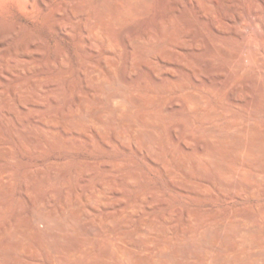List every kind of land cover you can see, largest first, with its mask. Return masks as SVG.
<instances>
[{
    "label": "rangeland",
    "instance_id": "1",
    "mask_svg": "<svg viewBox=\"0 0 264 264\" xmlns=\"http://www.w3.org/2000/svg\"><path fill=\"white\" fill-rule=\"evenodd\" d=\"M172 1L173 0H150L142 4L141 7L139 6L141 9L138 8L139 12L137 10L135 13L133 12V14L131 13L130 15L123 16V21L114 22L113 20H108V24H110L109 27L111 26L110 28H112L111 30L116 36L125 34L124 32H126V39L128 38L127 41H129L128 44L131 48L132 39H134L133 37L137 35L138 32L141 33L144 30L151 32L155 40L151 45L154 43L157 44L160 42L166 28L171 25V22L174 24V31L171 36L175 41L167 40L165 43L161 44L160 47L164 52L161 49V53L158 52L159 54L155 56L150 58L147 57L146 60H143L144 57H142L143 59L139 57L140 60L136 59L134 62L130 63L129 61L127 62L125 50H131L128 44L127 48L118 45L111 49H105L107 46L102 35H99V38H95L84 29L87 25L85 19L89 13V10L87 11L89 7L85 0H50V2L47 0L48 6L46 8L41 6L40 0H0V70L2 71H0V84L3 86L2 89H0L3 91V94H0V99L3 100V98L8 95L13 102H16V100H18V95L13 92V86L20 81H24L27 82L26 87L28 90L25 94L30 97L31 100L43 103V107H36L30 103L28 106L29 111H27L30 115L54 112L58 116H62L61 114H64L70 108L71 111L75 110L76 107L74 104L80 102L81 97L88 100L89 109L100 104L99 99L95 96L98 93V84L93 83L95 81H90L93 80L90 75L92 70L99 73L101 78L105 76L111 78L119 69V72L122 70L125 71L133 80L141 75H145L149 82H153V76L155 75L153 71L154 65L157 66L156 76L158 78L183 74V77L186 79L188 89L172 86L171 89L165 91L167 99H174L176 96L185 94L186 91L197 92L204 98L206 111L224 108L227 118L234 120L236 126L240 125L241 121L239 116L244 115L241 108L230 105L225 100L220 99V96L217 95L216 92L213 93L206 89H199L193 82V78L205 79L211 76L208 68L199 62L200 58L208 57L213 60L217 66H220L222 63H228V60L223 56H211L206 54L207 41L203 36L198 34L195 24H201L205 34L217 40L221 47L238 48V45L220 35L229 33L232 36L234 32L242 33L264 57V50L262 49L258 35V32L264 30V23H262L264 21H256L253 23L247 17H243L234 27L230 22L226 21L222 11L206 10L202 8L200 4L198 5V0H177V4L174 6L173 16H170L168 11L172 6ZM218 1L222 2L223 8L228 10V12L230 11L232 14L235 13L234 15L241 13L245 6L247 9L257 12L264 11V5L262 4L264 0ZM107 2H110V4H107L109 6L111 5V8H118L122 0H108ZM79 4H83V7L81 6V13L77 12L76 14L74 9ZM233 5H235L236 8L231 11L230 6ZM58 12L62 14L58 15ZM200 15L202 18L199 17ZM72 16H74L73 21H71V19L69 20ZM147 21L150 23L146 24L145 22ZM59 23H62V26H59ZM213 23L217 24V31L213 29ZM130 25H137V31H132L133 34L130 31L127 33V29ZM93 41L94 43H92ZM122 52L125 53V55ZM12 53L15 54L19 60L30 62L31 68L20 71L10 58V60H5ZM163 53H166L165 56ZM168 54H170L171 58H167L170 57ZM244 54H248L243 57L242 61L246 73H254L259 70L260 66L253 61L251 56V58L248 57L250 53L247 51ZM163 57L167 60H173V66H165ZM173 57L175 59H173ZM110 58H116V60L120 62L118 69L115 70L114 67H111L109 60L112 59ZM7 65L9 68L11 67L10 74H6V77H4L5 73L3 71L6 70ZM130 65L135 66L131 68ZM150 65H152V67ZM152 74L154 75L152 76ZM220 76L221 74L217 72L212 74L213 79H218ZM35 81H39L43 84V81H45L44 85L46 86V90L43 89L45 91H41L37 93V95H34L35 93L32 90V85H34L33 82ZM58 85L59 87H57ZM238 86L246 88L245 76L238 78L234 85L227 88V91L235 92ZM47 87H50V89ZM118 87L122 90H127L131 96H138L146 92L145 89L137 88L136 86L130 88L120 84ZM53 89L56 90L54 91ZM246 90L249 91V89ZM70 91L74 96L69 95L71 93ZM49 95H57L56 97H60L59 104H52L48 97ZM45 106L47 107L45 108ZM19 110L21 114H23L22 110ZM142 115V112H134V117L136 118H143L144 116ZM247 118L256 126H264V118L249 115ZM178 119L180 118L170 117L167 121L170 124ZM5 121V119L0 118V123L5 126L0 124V133L2 134H0V137L3 141H6V143L4 142V147L11 150L14 158H0V167H2L1 169H5L10 165L11 168L13 167L12 169L15 170H13L14 176L12 175L10 178L3 176L0 171V176L2 177H0V182L6 185L10 184L7 193L3 195V197H5L3 198L1 196V198L3 200H13L11 209L0 214V240L3 238L1 236L2 232L5 228L9 227L8 225H10L17 212H19L20 217L24 220L32 218L30 208L34 200L41 202L45 199L47 201L50 199L49 204L47 203L48 206H46V211H51L63 208L66 195L73 200L78 198L77 200L79 202L84 203L85 198L78 193L76 189L86 190L90 187H96L99 182H107V187H110V189L106 191V198L104 197L99 201L100 203L97 202L95 204L96 211L89 209L83 216L80 218L75 217V220L68 224L65 238L59 240L55 237H50L46 232L44 224L40 223L38 226L39 229L37 228L31 233L29 232L21 236H12V243H15V241L26 243L28 244L27 249L24 252L20 251L11 255L7 253L2 254L0 252V256L5 258V260L12 261L14 260L12 256H16V259L23 261V264H52L51 259H49V256H52L47 243L49 240V243L53 241L61 243L62 247L65 249V244H67V246L70 244H72L71 246H77L79 244L85 246L82 247V250L80 249V251L72 253L62 249L65 254H63L64 260L62 264H75L78 262V264H128L125 259L119 258L113 249L110 250L111 248L108 244V240H106L108 239L107 236L103 238L102 236L94 237L91 233L86 231L84 226L87 224H102L105 229L104 234H112L115 230L140 234L138 235L140 239L149 244L146 247L140 248L136 246L134 241L130 242L132 238H127V241L124 240L125 242L122 241L123 243H121L125 249L130 250L135 255L143 257L151 256L159 247L163 249L162 243L166 239L169 240L170 243H168L166 250L163 251H176V248L180 245L183 235L182 230L184 228L190 229L193 226L199 232L202 231V226L206 223L208 224V226H206V234L208 237H213L218 234L220 222L230 220L244 213L252 214L251 218L243 221L244 227H250L254 224L258 227H264V216L261 215L264 208V173H262L260 181H254L252 179L250 180V177L241 171L242 174H240V172H235L228 177V181L242 184H249L250 182V184L253 185V189H248L245 186L235 190L225 189L217 179H214V181L211 180L214 169L207 159H198V163L200 162L202 164L199 163L203 169H199L200 165L196 166L192 163L190 166L191 169L185 170L180 167L181 160L176 154L172 153L171 150L173 147L169 146L163 139L149 145L144 140L140 141L132 135H129V137L123 138L124 145L118 144L116 141V132L120 124L113 125L114 122L112 120L111 122L109 120V122L107 121L108 128L105 129L104 132V135L106 134V141L110 144L109 147L103 145L99 138L98 130H96V127L91 122H87V124L82 127L88 129V133L94 142H88L81 133L75 131L70 134L71 137H73L71 146L61 141L62 133L60 134V132H58L52 135L40 130L32 123V125L26 123L28 130L34 131L37 134L39 133V135L41 134L40 137L42 141H44V147L42 149H36L26 142L21 143L17 141L13 129L10 128L11 126L6 124ZM213 123L214 121L208 119H196L193 126L196 131L198 128L201 129ZM143 128L144 130L151 129L150 126L144 124ZM59 129H61V127ZM175 130H177L176 133H181L180 129L177 128ZM196 133H198V131H196ZM160 134L163 136V133ZM44 135L49 136L44 137ZM48 137H53V140L57 141L58 144L56 145L52 138L51 140L46 139ZM50 141L52 143H50ZM187 143H189L190 148H193L196 142L193 139H188ZM153 153H157L158 155L163 154V156H165L168 168L175 172V176H177L176 180L180 183L172 181L175 179L170 178L163 172L160 166L154 161ZM224 161L226 163L238 164V161L236 162L230 159H225ZM89 162L99 164L98 176L92 174L88 167L90 164ZM105 162L110 165L122 163L121 166L112 173L113 177L110 180L106 178L108 168L103 166ZM79 163L87 170L84 171L83 176L81 175V177L77 178L76 165ZM56 165L57 169L60 168V170H58L60 171L62 180H60L61 183H59L58 193H51L50 190H48V186L51 184L50 177L52 176L53 168L56 169ZM41 170L44 173L45 184L38 187L40 191L36 186L32 185L33 183L31 181L33 179H30V197L21 196L24 175H30L32 178L38 177L43 174ZM132 170H136L139 173V182L125 185L121 182L119 177ZM67 181L72 185L69 192H67L63 184ZM183 183L191 187L189 186L188 190L183 189L181 188V185L184 186ZM77 185H79L78 188H75ZM125 188L128 189V193L122 194ZM145 188L153 191L155 190L154 192L158 193L157 196H144L142 198L141 207L132 210L129 215L127 213H124L125 216H122L123 214L119 215V206L124 204L127 205L131 199L140 194ZM36 189L37 191H35ZM36 194L39 195L37 196ZM188 209L191 210L192 213H202L206 218V222H194L193 224L191 222L190 224L187 220L186 213ZM107 212H114L119 215L118 218L121 219H118V224H113L114 226L118 225L117 227L112 228L114 226H105V214ZM144 222H151L154 224L150 234H141L139 232L138 228L140 224ZM83 224L84 226L82 227ZM237 225L230 224L228 226V231L223 233L224 235L222 236V242L232 244L231 248L227 247V249L214 250L204 257L197 256L194 250L197 252L200 249L190 244L191 241H197V235L187 240L185 245L183 244L184 248L181 245L185 250L184 252H180V257L177 256L178 261L181 264H210L209 262L211 260L213 261L219 256H226L230 259L235 258L236 264H264V242L260 244L242 245L240 239L241 229L239 225ZM163 228L166 229V231H170L166 232ZM38 232L39 234H37ZM38 235H42L43 238L47 239L46 242L44 241V243H46L45 245L38 241ZM0 242L3 246H7L8 242L6 243V240L4 241L3 239V242L2 240ZM105 250L111 252L112 260L104 257ZM78 254H81V257L78 256ZM253 256H261L263 259L256 261L253 260L254 258L252 259Z\"/></svg>",
    "mask_w": 264,
    "mask_h": 264
},
{
    "label": "bare ground",
    "instance_id": "2",
    "mask_svg": "<svg viewBox=\"0 0 264 264\" xmlns=\"http://www.w3.org/2000/svg\"><path fill=\"white\" fill-rule=\"evenodd\" d=\"M85 1L89 7V9H87V11L89 10L88 11L89 13L87 14L85 19L87 21L85 22L87 23V25L84 23L86 25V26L84 25L85 26L84 29L87 30L89 34L91 36H94L95 38L97 37L99 38V35H102L103 40L107 46L105 47V49L106 48L111 49L112 47L118 45L122 46L123 48H127V46L129 45L128 44L129 41H127L128 38L126 39V35H125L126 32H124L125 34L122 35L117 34L118 36H116L114 32L111 30L112 29L110 28L111 26L109 27L110 24H108V20L109 21L113 20L114 22L123 21L124 20L123 16H127L128 14L130 15L131 13L133 14V12L135 13L137 10L139 12L140 9L139 6L141 7L142 4L147 3L150 0H122L121 5H119L120 7L118 8H111L112 6L110 5L111 6L110 7L108 5L110 4V2H107L108 0H95V1L85 0ZM40 3L43 8H46L48 6L47 0H40ZM176 4H177V0H173L172 6L171 8H169L168 11L170 16H173L174 6ZM199 4L202 8L209 11L212 10L222 11L223 14L225 15L226 21L230 22V24L234 27L243 17H247L253 23H255L256 21H264V11L257 12L255 10L247 9L246 6L241 13H239L238 15H234L235 14L234 12H233L234 14H232L230 11L228 12V10L224 9L222 6V2H219L218 0H198V5ZM262 4L264 5V2H262ZM82 5L83 4H79L77 6L75 5L76 8L74 10L76 14L77 12H80L82 10L81 9ZM230 8L232 11L236 8V6L233 5L230 6ZM143 9H144V5H143ZM61 14L62 13L58 12V15ZM199 17L202 18L201 15ZM70 19L71 21H73L74 16H72V18H69V20ZM145 23L149 24L150 22L147 21ZM58 25L62 26V23H59ZM136 26L130 25V27H128L127 29V33L128 31L136 32L137 31ZM212 27L215 31H217L218 29L217 24L213 23ZM195 28L197 29L198 34L200 36H203L207 41V46L205 50L206 54L211 56H223L228 60V63H222L220 66H217V64L208 57L200 58L199 62L203 66L208 68L209 72L211 73L210 74L211 76H208L205 79L193 78V82L196 85V87H198L199 89H206L209 90L210 92L212 91L213 93L216 92L217 95L220 96V99L225 100L230 105L241 108L244 112V115L239 116L241 124L238 126H236V122L234 120H232L231 118H227L226 110L224 108H220L218 110L211 109L206 111L204 98L197 92L186 91L185 94L176 96L175 98L173 97L174 99L172 98L170 100L167 99L165 91L171 89L172 86L186 88V90L188 89L187 82L186 79L183 77V74H180L178 76H167L165 78H158L156 76L157 66L153 65V71L155 73V75L152 74V76L154 75L153 82H149V80L146 78L145 75H141L137 79L133 80L129 77L128 74H126L125 71L120 70L121 72H119L118 68L120 62H118L116 58L114 59L110 58L112 60H109V63H111L110 64L111 67L112 68L114 67L115 70L118 69V72H115V75L113 77L110 78L109 76H105L101 78L99 76V73L95 72L94 70L90 72L91 79H93L90 81L92 82L95 81L93 83L98 84V93L95 95L99 99L100 104L98 106L89 109L88 100L86 98L79 97L80 102L74 104L76 109L71 111L70 108L64 114H61L62 116H58L54 112H44L41 113L40 115L39 114L30 115V113L27 112L29 111L28 106L30 103L36 107H43V103L37 102L35 100H31L30 97H28L25 94L28 91L26 87L27 82L20 81L15 86H13V92L18 95L17 98L18 100H16V102H13V100L8 95H6L3 98V100L0 99V118L5 119L6 124L11 126L10 128L13 129L17 141L21 143L26 142L28 145H32L36 149H42L44 147V143H43L44 141H42L40 137L41 134L39 135V133L37 134L34 131L28 130L26 123H28V125L29 123L30 124L32 123L40 130L44 132H48L52 135H55V133L58 132H60V134L62 133L61 141L67 144L68 146H71L73 143V137H71L70 134L71 132H75V131L81 133L82 136H84L86 140H88V142L90 143L94 142L91 139L92 137L88 133V129L82 127L85 126L87 122H91L96 127V130H98L99 138L101 139L103 145L109 147L110 144L106 141L105 138L106 134L104 135V132L105 129L108 128L107 121L109 120L111 122L112 120L114 122L113 125L120 124V127L116 132V141L118 144L120 143L124 145L123 138L129 137V135H132L134 138H137L140 141L144 140L149 145L163 139L167 142L169 146L173 147L171 151L173 154H176L177 157L181 160L180 163L181 168L187 170L190 168L192 163L198 166L201 164L200 162H199L200 164L198 163V159L205 158L210 162L212 168L214 169V174L211 177L212 181H214V179H217L225 189L235 190L245 186L246 188L252 190L253 185H251L250 182L249 184L230 182L228 181V177L235 172L241 171L245 173V175H248L250 177V180L252 179L254 181H260L261 175L262 173H264V126H256L247 118L248 115L264 118V57L256 50L255 47H253V45L250 43V40L246 38V36L242 33L234 32L232 36L229 33L220 35L221 37H225L235 42L238 45V48H227V47H221L217 40L210 37L209 35H206L205 31H203L204 29L201 24L196 23ZM173 31H174V24L171 22V25L168 28H166L165 32L163 31L164 33L160 42H158L157 44L154 43L152 45L151 43H153L155 40L153 39L154 36L151 32L145 30L142 31L141 33L138 32L137 35L133 37L134 39H132L131 42L132 48L130 47V45L128 46L129 48H131V50L125 49L127 62L129 61L130 63H132L136 59L140 60L139 57L141 58L144 57V59L143 58L142 59L146 60L147 57L150 58L152 56L161 53L160 51L162 49L160 47L161 44L165 43L167 40H171V41L173 40L172 39L173 37L171 36ZM258 35L261 41L262 49L264 50V30L258 32ZM173 41H175V39ZM92 43H94V41ZM162 51L164 52L163 49ZM247 51L250 53L248 57L251 56L253 61L260 66V69L254 73H249V74L246 73V70L243 67L242 61H243V57L248 55V54L247 55L244 54ZM165 52L168 53L167 51ZM123 54L125 55V53ZM168 56H170V54H168ZM9 58L11 59V61H13V64L20 71L21 70L23 71L27 68H31L30 62L19 60L13 53L10 54L5 60H10ZM167 58H171V56ZM173 59L175 58L173 57ZM163 60L165 66L167 67L173 66L174 64V61L171 59L167 60L165 57H163ZM133 66L135 65H132L131 68ZM150 66L152 67V65ZM10 68L7 65L6 70L3 71L5 73L4 77H6V74L7 75L10 74ZM216 72L220 73L221 76L218 77V79H213L212 74ZM242 76H245L246 88H243L242 86H238L235 92H228L227 88L229 86L234 85L235 81ZM35 82H33L34 85H32L33 86L32 90L35 93L34 95H37V93L46 90L45 89L46 86L44 85L45 81H43L44 84L40 83L39 81L36 83ZM120 84L126 85L127 87L130 88L136 86L137 88L145 89L146 92L138 96H131L127 90H122L118 87V85ZM2 87L3 86L0 84V89H2ZM50 87L47 88L50 89ZM57 87H59V85ZM56 89L53 90L55 91ZM246 89H249V91ZM30 92L32 93L31 90ZM0 94H3L2 90H0ZM69 95L74 96L72 95V92ZM56 96L57 95L48 96L52 104H59L60 97H56ZM67 105H71V104H67ZM46 107L47 106H45V108ZM19 109L22 110L23 114H21ZM135 111H139V113L142 112L143 113L142 116L144 117L143 118L134 117ZM170 117H176L180 119H178L175 122H171L169 124L167 119ZM196 119L199 120L208 119L214 121V123L204 126L201 129L198 128V130H196L198 131V133H196L195 128L193 126L194 121ZM0 124L3 125L2 123ZM143 124L150 126L152 130L151 129L144 130ZM60 127L61 129H59ZM177 128L181 130V133L179 134L176 133L177 130L175 129ZM159 132L163 133V136ZM47 136L44 135V137ZM51 138L53 140V137ZM51 138L48 137L46 139L51 140ZM188 139H193L196 142L193 148H190L189 143H187ZM53 141L56 145L58 144L57 141L55 140ZM4 142L6 143V141L5 140L3 141V139L0 137V145H2L0 146V158L1 159L14 158V155L11 152V150L7 149V147H4ZM50 143L52 142L50 141ZM153 157H154V161L156 162L157 165L160 166L163 172L170 178L175 179L172 181H177L176 180L177 176H175L176 175L175 172L172 169L168 168L167 166L165 156H163V154L158 155L157 153L155 154L153 153ZM225 159H230L236 162L238 161L237 162L238 164L226 163L224 161ZM121 164L115 163L113 165H110L107 164V162L103 164L104 167L108 168V172L106 175L107 180H110L113 177L112 173L115 171V169L119 168ZM76 166H77L76 177L79 178L81 177V175L83 176L84 171H86L87 169L85 170L83 165H81L80 163L77 164ZM200 166L199 169L202 168V166L201 167ZM88 167L94 176H98L99 164L95 162L90 163ZM1 168L2 167H0V171L2 175L5 176L6 178H10L14 174L13 170L15 169H12L13 167L11 168L10 165L5 169H1ZM53 169H52L53 172L51 171L52 176L50 177L51 184H49L48 186V190H50L51 193H55L58 191L59 183H61L60 180H62L59 171L60 168H58L59 169L58 170L56 165V169L55 168ZM241 172L240 174H242ZM119 178L121 182H123L125 185L132 183L136 184L139 182V173L136 170H132L130 172L123 174ZM30 179L31 180L33 179L31 181L33 183L32 185L36 186L37 189H39L38 187L45 184L44 173L39 175L38 177H33V178L30 175H24L22 180L21 196L24 195L30 197V193H29ZM177 183L180 182L177 181ZM63 184L67 192H69L72 186L70 182L67 181L64 182ZM183 185L184 186L181 185V188L186 190L189 189L190 185L187 186V184L184 183ZM9 186L10 184L6 185L0 182V214L11 209L13 203L12 199L3 200L1 198V196L3 197V195L7 193ZM78 186L79 185H77V187L75 188H78ZM37 189L35 191H37ZM107 189H110V187L109 188L107 187V182H99L96 187L95 186L90 187L89 189L86 190L76 189L78 190L77 192L80 193L85 198L84 203L79 202L77 200L78 198L73 200L66 195L63 202V208L54 209L51 211H46V206H48L47 203L49 204L50 199L48 201L45 199L44 201L41 202H37L36 200L32 201L33 203L30 208L32 212L31 219L24 220L20 217L19 212H17L14 219L11 221L10 225H8L9 227L5 228L4 231L2 230L3 232L1 236L3 238L1 240L3 242L4 239V241L6 240V243L7 242L8 243L7 246H3L2 243L0 242V252L2 254L7 253L8 255H11L16 252L26 251L28 244L16 242V241L15 243H12L11 238L13 235L21 236V235H26L29 232L31 233L32 231H35L40 223L44 224L46 228V232L50 237L52 236L59 240L61 238H65L67 235L68 224L71 223L73 220H75L74 219L75 217L80 218L81 216H83L86 213V211H89V209L90 210L92 209V211L93 210L96 211L95 204L100 200H102L104 197L106 198ZM154 191L146 188L143 189L142 192L137 196H135L133 199H131L127 205L124 204L119 206L120 207L119 215L123 214L122 216H125L124 213L125 214L127 213L129 215L132 210L141 207L142 198L144 196H154V195L157 196L158 193ZM126 193H128V189L125 188L122 194H126ZM186 213H187V220L190 224L191 222L192 224L194 222H200V223H204V221L206 222V218L202 213H192L191 210L189 209ZM119 215H117L114 212H107L105 214V220H106L105 226L111 227L114 226L113 224L116 225L118 219L119 220L121 219L118 218ZM261 215L264 216V208L263 211L261 212ZM251 217L252 214L244 213L239 216H235L230 220L220 222L218 227L219 228L218 234H216L213 237H208V235L206 234V226H208V224L206 223L202 226L203 227L202 231L199 232L193 226L190 229L184 228L182 230L183 235L180 241V245L179 247L176 248V251L175 250L169 252L163 251L166 250L168 243H170V241L166 239L162 243L163 249H160L161 247H159L157 251H154V253L151 256H147V257L135 255L130 250L125 249V247H123L122 245L123 242L127 241L126 240L127 238H132L133 240L132 239L129 240L130 242L134 241L136 246L140 248L144 246L146 247L149 244L140 239V237L138 236L140 234L137 233L133 234L130 232H120L117 230H115L112 234H104L105 229L102 224H90V225L87 224L85 226L83 224L82 227L84 226L85 230L91 233L94 237L102 236L103 238L107 236L108 239L106 240H108V244L111 248L110 250L113 249V251L117 253L118 257L125 259L128 264H181L178 261V257H180L179 255H181L180 252L181 251L184 252L185 250L183 249L184 248L183 244L185 245V242L187 240H190V238L197 235H198L197 241L196 242L191 241L190 243L200 249L199 251H197L198 253L196 252V250H194L197 256L204 257L208 253L214 250H221L223 248L227 249V247L231 248L232 244H229L228 242L226 243L222 242V236L224 235L223 233L228 231V226L230 224L239 225V228L241 229L240 239L242 245L263 243L264 227H258L255 224L250 227H244L243 225V221ZM153 225L154 224H152L151 222H144L140 224L138 230L141 234L144 233L150 234L153 229ZM117 226H114L112 228H115ZM164 230L166 231V229ZM37 234H39V232ZM37 238L38 241L42 244L44 243V241L45 242L47 241V239L43 238L42 235H38ZM47 243L51 250L52 256H49V259H51L52 264H62V261L64 260V256H63L64 251L62 249L65 248L62 247L61 243H58L56 241L49 243L48 240ZM45 244L46 243H44V245ZM65 245H66L65 250L70 253L80 251V249L82 250V247L84 246V245L82 246V244L81 245L79 244L77 246H71L72 244L68 246L67 244ZM181 245L183 246V248L181 247ZM80 255L78 254V256ZM104 255H105L104 257L108 258L109 260L112 258L110 251L105 250ZM12 257L14 260L8 261L5 260V258H3L2 256H0V264H23V261L16 259V256H12ZM252 259L259 261L263 259V257L253 256ZM209 263L236 264V260L235 258L230 259L227 258L226 256H219L215 260L213 261L211 260Z\"/></svg>",
    "mask_w": 264,
    "mask_h": 264
}]
</instances>
